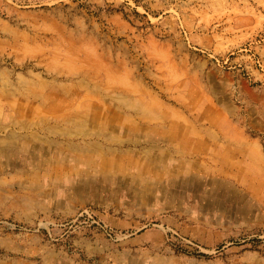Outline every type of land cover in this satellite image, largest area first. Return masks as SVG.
<instances>
[{
    "label": "rangeland",
    "instance_id": "rangeland-1",
    "mask_svg": "<svg viewBox=\"0 0 264 264\" xmlns=\"http://www.w3.org/2000/svg\"><path fill=\"white\" fill-rule=\"evenodd\" d=\"M0 264H264V0H0Z\"/></svg>",
    "mask_w": 264,
    "mask_h": 264
}]
</instances>
